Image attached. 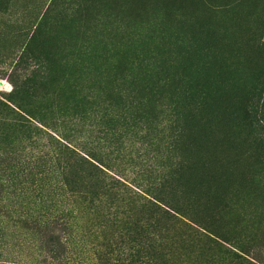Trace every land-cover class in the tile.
<instances>
[{
    "label": "rangeland",
    "instance_id": "obj_1",
    "mask_svg": "<svg viewBox=\"0 0 264 264\" xmlns=\"http://www.w3.org/2000/svg\"><path fill=\"white\" fill-rule=\"evenodd\" d=\"M188 59L167 72L194 85L185 78L181 93L160 83L162 65ZM33 75L49 95L19 99ZM137 96L152 102L140 120ZM11 99L33 119L22 128L0 117L2 264L150 262L130 250L132 232L111 242L106 223L67 195L83 171L59 143L143 190L171 187L175 205L198 198V216L182 220L209 228L218 246L163 230L157 263L264 264V0H0V102Z\"/></svg>",
    "mask_w": 264,
    "mask_h": 264
},
{
    "label": "trees",
    "instance_id": "obj_2",
    "mask_svg": "<svg viewBox=\"0 0 264 264\" xmlns=\"http://www.w3.org/2000/svg\"><path fill=\"white\" fill-rule=\"evenodd\" d=\"M28 51H33L31 46L28 47ZM193 61L194 59H188L183 63L173 62L171 66L166 63V68L162 65L160 70L162 71L161 74L163 75L164 81L160 80V83L164 84L165 87L174 88L175 92L182 93L185 78L194 85L195 77L181 76L179 73H172V75H170L167 70L169 68L174 70L185 69L186 66L193 65ZM156 69H158V67H151V72L159 76L160 73L154 71ZM167 81H171V83ZM160 88L161 87H157L156 90L152 91V98H157L159 96ZM49 93L50 87L47 79L43 78L41 75H33L26 79L23 88L18 92V98L32 99L39 97L40 99H45ZM143 94L146 95V92ZM186 94H189V96L194 95L192 86L186 91ZM129 97L132 98L133 96ZM137 97L136 100L132 101L130 110H133V118L135 120H140L144 115H148L147 109L149 103L152 102L146 101L147 99H142L143 97ZM135 101H138L141 105L136 106L134 104ZM18 104L19 101L15 99L7 100V102H0V117L12 123V126L30 128V121H28L26 117L32 118L31 114L24 111ZM259 113L264 116V105H261L259 108ZM242 114L247 115V110L245 109V112H242ZM59 139L65 141L60 137ZM65 142L68 143L67 141ZM59 145L61 146H57L55 149L58 155L67 152L71 156H74V164L83 171V178L81 177L80 179L77 175L72 174L70 180L67 181V195H71L76 201L78 200L82 205H85L84 208L81 209L82 211L84 210L83 213L101 218L103 223H106L105 227L112 230L110 231L112 235L111 242L114 240V235L120 231H123L124 234L122 235L125 236H128L126 232H132L138 239L134 240L132 244H129L130 250L134 247V249L147 251L148 259L150 260L147 264H163L161 261L157 263V253L152 255L154 252H158L161 249L159 238L163 230L166 232L186 230L193 235L203 247L211 249L218 246L213 240L216 236L209 228H201V230H198L192 227V225H195L192 220H189L191 225H188L182 220H188L189 218H187V216L192 218L198 216L194 210L197 208L199 202L198 198L194 201L190 200L188 207L181 205L180 201H177L175 205L173 204L174 200L167 199L171 194V192H169L171 187H165L164 191L159 189L143 190L110 169L103 163V159L101 160L97 155L85 151L79 152V150L78 152H74L73 149L76 148L69 143V147L62 145V143H59ZM0 164L3 165V163ZM75 179L81 180V182ZM2 181L0 182L2 183ZM1 185L4 186V183ZM207 202H210L209 198H207ZM59 221L64 224L61 232H67L68 221L65 218H59ZM7 223L8 225L10 224V227L25 225V227H21L26 228L29 226V223L18 220H9ZM3 224L4 222L0 221V227L3 226ZM164 225H166V227H163ZM167 225L170 226L167 227ZM171 225L173 229H171ZM138 240H140V243H138ZM4 245L5 235L3 231H0V248H3ZM59 246L61 249H64L63 241L59 242ZM111 249L112 246L109 248V251ZM3 256L4 255L0 253V264H2L1 258ZM130 257L131 255H129L127 259L121 260V258H118L115 261L116 263H123L126 261L130 263ZM141 264H146V261L142 260Z\"/></svg>",
    "mask_w": 264,
    "mask_h": 264
},
{
    "label": "bare ground",
    "instance_id": "obj_3",
    "mask_svg": "<svg viewBox=\"0 0 264 264\" xmlns=\"http://www.w3.org/2000/svg\"><path fill=\"white\" fill-rule=\"evenodd\" d=\"M208 142V141H207ZM205 143V142H204ZM210 144H212V143H210ZM203 149H204V147H203Z\"/></svg>",
    "mask_w": 264,
    "mask_h": 264
}]
</instances>
